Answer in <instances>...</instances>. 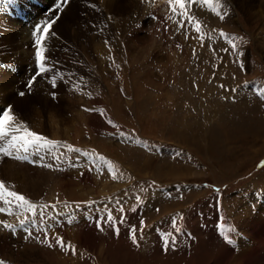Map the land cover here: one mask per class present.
<instances>
[{"label": "rangeland", "instance_id": "obj_1", "mask_svg": "<svg viewBox=\"0 0 264 264\" xmlns=\"http://www.w3.org/2000/svg\"><path fill=\"white\" fill-rule=\"evenodd\" d=\"M39 1L41 7L33 5L30 15L38 17L54 3ZM238 1L234 0L235 6L228 1L235 8L228 18L221 20L215 15L212 24L201 26V42V34L193 30L200 19V10L194 6L193 11L187 9L195 17L194 25L183 20L190 29H177L183 17L176 7L179 16L175 19L181 18L170 26L166 23L168 29L162 32L151 14H145L139 23L132 11L106 13L97 1L94 6L89 0H70L52 26L56 36L50 30L45 40L46 62L51 66L56 62V87L50 83L51 73L46 75L50 74L48 82L37 77L35 81L44 84L41 89L50 84V89H39L47 102L29 97L12 115L18 123L48 138L98 149L114 166L118 178L113 179L107 170L99 176L80 167L51 170L43 167L45 161L39 158L41 162L34 166L24 163L28 168L24 169L30 181L38 183L40 193H33L25 183L27 192L22 194L31 201L48 202V206L55 205L49 201L56 197L81 204L112 195L123 204L124 215L117 209L123 227L117 233L110 226L101 231L80 216L59 227L64 247L57 243V236L49 247L25 239L23 234L12 236L2 227L0 259L11 264H264V165L260 166L264 99L240 88L245 82L264 88V0H249L252 7L246 3L243 8ZM200 6L207 11L206 6ZM261 8L262 15L253 19L250 11ZM4 14L0 9V17L5 19L0 21V80L19 78L23 93L31 95L35 81L32 89L27 87L26 72L35 69L29 37L32 22L28 28L23 21ZM167 15L173 16L171 10ZM126 19V23L133 20L135 24L126 25ZM17 21L30 33L19 48ZM220 30L229 39L243 38L233 41L237 51L228 41L220 42L223 40L216 37ZM3 103L0 100V109ZM83 106L102 112H87ZM105 117L127 136L159 146L161 153L109 136L112 126ZM10 159L14 161L7 157V165ZM0 173L5 181L2 167ZM156 184L169 190L171 197L165 196L166 190L163 194L147 190ZM137 193L143 195L145 205L135 201ZM218 203H222L227 225H235L231 237L237 246L226 245L216 233ZM3 215L2 226L21 219L7 212ZM43 219L52 221L48 216ZM173 223L180 232L187 226L192 237L182 239L185 236L178 233L179 242L165 250L157 228L177 233ZM131 226L137 230L136 243L129 238Z\"/></svg>", "mask_w": 264, "mask_h": 264}, {"label": "snow or ice", "instance_id": "obj_2", "mask_svg": "<svg viewBox=\"0 0 264 264\" xmlns=\"http://www.w3.org/2000/svg\"><path fill=\"white\" fill-rule=\"evenodd\" d=\"M70 2V0H60L59 3L56 4L55 8L58 12L63 11L64 7ZM208 4L211 6V10L216 13L220 17L221 20L225 18L227 14V5L226 3H222L221 0H168V4L171 8V12L176 14L175 6H179L183 19L188 21V24H192L195 20L194 16H189L187 9L194 4ZM220 8H224L225 12L221 14L219 11ZM156 19V17H152ZM60 19V16L57 14L55 16H50L49 18L42 21L41 24L36 25L35 30L33 31V36L36 37L35 44H36V71L34 75L29 79L28 87L31 88L33 86V82L36 80L37 77H42L48 73H51L50 83L53 87H56V73L54 71V66L56 62H53V67L46 66V56H45V48H44V41L47 39L50 29L52 26L56 24L57 20ZM183 19L178 23V28H185L186 25L183 22ZM193 30L197 33H201V24L200 21L196 20ZM52 36H56L55 31L51 32ZM221 37H224L228 43L232 45V50L235 52L237 51V46L233 41L242 40V37H231L230 39L227 35L223 32L220 33ZM201 42H203L204 35H200ZM107 43V42H106ZM239 56H243V52H239ZM241 68H243V63L241 62ZM63 79V77H61ZM258 95L264 99V88H260L257 90ZM20 95H24L23 92ZM88 111L89 109H85ZM12 109L8 108L0 112V157H13L14 159L20 160L26 158V154L29 152L39 153L41 151H47L50 154H54V159L57 161L61 159L63 153L59 152L61 148V143L59 141H53L41 134L36 133L35 131L30 130L26 125H15L13 122L15 121V117L12 115ZM111 123V121H109ZM22 133V134H21ZM123 135V133H120ZM67 152H78L79 149H75L72 145L64 146ZM21 153L25 155H21ZM87 155V153H85ZM97 160L104 162L107 165V168L112 174L113 179H117L116 171L114 170V166L111 163L105 161L103 156H97ZM43 167H53L51 164L42 165ZM144 191V189H141ZM0 200L4 202L6 205H10L7 209L0 207V212L7 211L8 215H17V217L23 215L24 219L19 221V226L21 229L25 230L29 237L32 236V232L28 231V225L33 222V220L29 217L28 214H31L32 218L37 216L43 215V213L49 208L54 206H48L44 204H37L33 203L32 201L28 200L24 195L18 194L17 192H10L7 191L5 184L3 181H0ZM137 203H141V197H136ZM116 203L119 205L120 201L117 200ZM12 206H14L18 211L13 213ZM39 209V212H38ZM123 207H120V211L123 212ZM158 211V209H157ZM2 223V222H0ZM100 223H116L115 218L112 215V212L109 211L107 214L106 219L100 218L98 222V227ZM143 221H141V225H143ZM3 227L9 230L11 233L15 234L17 229L15 226L3 223ZM173 227L175 228L176 232H180L181 229L176 227L175 223H173ZM103 231V228L100 229ZM117 232L119 229H115ZM136 229H131V239L133 243H136L137 236H136ZM227 239V236H225ZM162 241L164 244L165 250H167L170 246H173L175 241L172 236V233H168L162 236ZM57 243L60 244L61 247H64L63 241L60 238H57ZM49 247L52 245L49 244ZM73 254H75V249H72ZM0 264H4V261L0 260Z\"/></svg>", "mask_w": 264, "mask_h": 264}, {"label": "bare ground", "instance_id": "obj_3", "mask_svg": "<svg viewBox=\"0 0 264 264\" xmlns=\"http://www.w3.org/2000/svg\"><path fill=\"white\" fill-rule=\"evenodd\" d=\"M52 1L54 0H49V3H52ZM91 2H93L94 6H97L96 4V1L100 4L101 8L106 11V13H109V11L111 10H123V12H128L130 13L129 11H132V16H133V19L134 21H139V23L142 21V19H144L143 17L145 16V14H147V17H148V14H151V16H154L156 17L155 19V27L158 28V29H162V32L166 29H168V26L166 25V23L172 25V21L173 20H176V19H180L179 17L175 19V17L179 16V14L176 12V14H173V16H168L167 13H168V10H171L168 9L169 6H165V3H167V0H89ZM229 0H221L222 3H226L227 5V14L225 15V18H228L229 14H232L233 10L232 9H235L234 7H231V5L229 6ZM233 4V6L236 5L237 2H234V0H230ZM238 1V0H237ZM239 2V1H238ZM243 0V2H239V5L241 8L245 7L246 3L248 4V6H251L250 2H254V0ZM200 5V4H199ZM204 6V5H203ZM255 6V4H254ZM179 8V6H175V8ZM252 7V6H251ZM240 8V9H241ZM65 9V8H64ZM194 9H199L200 12L199 14L197 15L200 19L198 21H200V24L202 27H208V25L211 23V22H214V20H211L214 18V16L216 14L210 12L208 9L207 11H203V8H201V6H198V5H194ZM219 11L221 12V14H223L225 12V9L224 8H220ZM99 13V12H98ZM127 13V14H128ZM192 13V12H191ZM263 13V10L262 8L259 10L257 9L256 11H250V14L252 16L253 19H257L260 15H262ZM190 14V11H188V15ZM196 14V13H195ZM54 15V13H53ZM191 15V14H190ZM189 15V16H190ZM168 16V19L165 20L164 18H167ZM182 16V15H181ZM218 15H216L217 17ZM129 17V15H128ZM164 17V18H163ZM121 19V18H119ZM114 20V19H113ZM184 20V19H183ZM0 21L1 22H4L5 19L0 17ZM116 21V20H115ZM119 21V20H118ZM123 21V20H121ZM127 19L125 20V22L123 21V23H125L126 25H133V23L135 24V22L132 20L130 21L131 23L128 24L126 23ZM129 21V20H128ZM127 21V22H128ZM178 21V20H177ZM181 20L178 21V23L180 22ZM185 22L188 23L187 20H184ZM195 21V20H194ZM149 22V21H148ZM6 23V22H5ZM118 23V22H117ZM122 23V22H121ZM142 23V22H141ZM176 23V22H175ZM186 23V24H187ZM10 24V23H9ZM27 24V23H26ZM124 24V25H125ZM145 24V22H144ZM212 24V23H211ZM149 25V24H148ZM154 25V24H153ZM190 25V24H189ZM194 25V23H193ZM15 26H17V34H18V37H19V40L17 42V47L21 44H23V40L25 38H28V36L30 35L29 33V30L25 29V28H22L21 27V24L17 21V24H15ZM188 29V25H186ZM14 27V26H13ZM125 27V26H124ZM174 27V25H173ZM29 28V26H28ZM142 28V27H141ZM177 28V27H176ZM175 28V29H176ZM179 29V28H177ZM190 29V28H189ZM31 31V30H30ZM170 31V30H169ZM192 31V30H190ZM13 32V31H12ZM177 32V31H176ZM203 34V32H202ZM14 35V34H13ZM11 35V36H13ZM50 35V34H48ZM30 37V41L32 39V35L29 36ZM178 38V37H177ZM49 39V38H48ZM14 41V39H13ZM12 41V42H13ZM17 41V40H16ZM16 43V42H15ZM14 48V47H13ZM19 48V47H18ZM18 50V49H17ZM20 51V50H19ZM26 58V57H25ZM23 64V63H22ZM19 65H21V63H19ZM29 65V64H28ZM20 67H18V70H19ZM17 70V69H16ZM35 70V69H34ZM17 72V71H16ZM32 72V71H31ZM3 74H4V71H3ZM20 79L19 78H13L12 80L11 79H7L6 77H4V81L0 80V94H2V98L0 99L1 102H4L3 105H7V104H10V105H13L12 106V112H14L15 110L18 109V107H21L22 106V103H25L26 101L25 100H29V97L30 98H34L35 96V99L37 100L38 98H41L40 100L41 101H44V102H47L43 96H42V92L39 91V89H41V86H44V84L42 85L40 82L38 81H35V84H34V87H33V93H31V95H28V93H24V95H22L21 97L17 96V92L18 91H23V85L22 84H17V81H19ZM3 83V84H2ZM48 85V83L46 84V86ZM45 89H50V84L48 85V88L47 87H44ZM42 88V89H44ZM25 89V88H24ZM32 89V88H31ZM41 89V90H42ZM25 91V90H24ZM43 91V90H42ZM28 92V91H27ZM31 92V91H30ZM45 92V91H44ZM34 94V95H33ZM49 94V93H48ZM33 95V96H32ZM1 96V95H0ZM18 98V99H17ZM49 101V100H48ZM43 103V102H42ZM54 136L56 137L57 135L54 134ZM5 160H7V157H0V168L2 167L3 168V171L6 172V178H5V181L7 179V183L8 185L10 186V188H12V192H17L18 194H24V192H27V187L25 189V183L29 184L28 187H29V190H30V187H31V190L33 193H40V186L38 185V183H33L32 180L30 181L31 178H29V173L25 171V164L23 162H20V161H17L14 159V161H12L11 159L9 160V164L7 165V162L5 163ZM41 160L37 161L36 164L40 163ZM3 165V166H1ZM27 168V167H26ZM28 169V168H27ZM47 169V168H46ZM48 170V169H47ZM29 171V170H28ZM49 171V170H48ZM27 174H26V173ZM51 172V171H50ZM52 173V172H51ZM25 174H26V177H25ZM1 175V173H0ZM5 176V174H4ZM32 177V176H31ZM42 177V176H41ZM36 179V178H35ZM50 179V178H49ZM45 182V181H43ZM54 182V181H53ZM62 186V185H61ZM68 186V185H67ZM47 187V186H46ZM54 187V186H52ZM60 187V186H59ZM63 188V187H62ZM58 189V188H57ZM60 190V189H59ZM58 190V192H59ZM57 191V190H56ZM51 192V191H50ZM52 193V192H51ZM63 193V192H62ZM22 194V195H23ZM50 194V193H49ZM54 195V194H53ZM51 197V196H50ZM10 205H3V208L7 209ZM15 210V213L18 211V209H16L14 206H12V211ZM56 210V209H55ZM57 211H59L57 209ZM58 214V212H56ZM4 217L3 213H1L0 217ZM6 216V215H5ZM11 216V215H9ZM8 216V217H9ZM14 216V215H13ZM47 216V215H45ZM44 217V215L42 216ZM13 218V217H12ZM79 218V217H78ZM2 219L3 218H0V222H2ZM18 219V218H16ZM6 222H7V218H5ZM4 220V221H5ZM48 221V220H47ZM50 223V222H49ZM2 223H0V230L2 229ZM1 234V232H0ZM3 241V240H2Z\"/></svg>", "mask_w": 264, "mask_h": 264}]
</instances>
